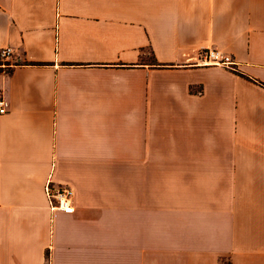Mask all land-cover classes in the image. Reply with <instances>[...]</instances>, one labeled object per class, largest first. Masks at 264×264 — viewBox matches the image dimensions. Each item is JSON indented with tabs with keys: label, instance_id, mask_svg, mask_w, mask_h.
<instances>
[{
	"label": "crops",
	"instance_id": "crops-1",
	"mask_svg": "<svg viewBox=\"0 0 264 264\" xmlns=\"http://www.w3.org/2000/svg\"><path fill=\"white\" fill-rule=\"evenodd\" d=\"M7 48L0 264H264V0H0Z\"/></svg>",
	"mask_w": 264,
	"mask_h": 264
},
{
	"label": "built area",
	"instance_id": "built-area-1",
	"mask_svg": "<svg viewBox=\"0 0 264 264\" xmlns=\"http://www.w3.org/2000/svg\"><path fill=\"white\" fill-rule=\"evenodd\" d=\"M12 49H2L0 53V61L7 63L12 57ZM199 61L209 66H224L229 69H235L236 63L231 56L214 50H202L199 52ZM9 104L0 96V115L4 116L8 113ZM46 197L51 211H61L68 215L75 213L73 206V191L68 186L54 187L51 182L46 188Z\"/></svg>",
	"mask_w": 264,
	"mask_h": 264
}]
</instances>
